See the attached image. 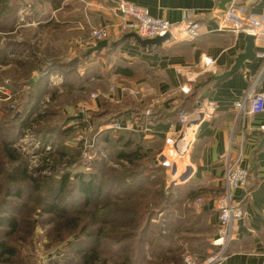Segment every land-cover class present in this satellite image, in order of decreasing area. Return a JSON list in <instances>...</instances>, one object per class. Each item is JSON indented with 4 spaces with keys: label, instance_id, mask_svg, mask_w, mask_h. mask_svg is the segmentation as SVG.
<instances>
[{
    "label": "crops",
    "instance_id": "obj_1",
    "mask_svg": "<svg viewBox=\"0 0 264 264\" xmlns=\"http://www.w3.org/2000/svg\"><path fill=\"white\" fill-rule=\"evenodd\" d=\"M79 1L85 4L84 12L80 10ZM125 1L146 8L154 17L170 21L174 36L162 45L145 47L135 38L121 41L126 33H116L119 17L113 11L115 0H21L17 3L18 11L13 14L0 12V68L12 61L8 70L14 74V83L10 89L15 90V95L31 96L33 90L42 89L49 80L52 82L54 76L59 78L55 72L64 68L88 67V63L92 65L99 58L102 69L110 71V77H106L111 90L107 98L115 102L124 99L137 103L147 100L149 103L137 117H134L136 112L133 109H124V132H136L149 152L156 150L158 144V149L164 146L162 154L168 147V139L183 128L178 120L179 112L183 108L193 111L203 99L211 100L215 112L199 125L194 135L188 154L190 177L185 182L198 193L195 198L202 200L197 214L206 224L207 233L216 239L219 223L217 200L225 189L226 155L230 148L233 155H237L242 142V165L249 171V182L246 187L236 188L233 197L235 203L241 204L245 215L235 221L233 240L217 264H264V143L261 145L264 130L260 128L264 125V112L239 115L234 104L254 81H257L256 89L264 92V58L257 56L258 52L264 51V43L254 41L256 57L246 60L244 69L217 83L214 76L229 71L247 44L245 33L216 30L217 19L212 9L219 6L221 0ZM5 6L7 1L0 0V9ZM241 6L247 14H259L264 0H241ZM22 7L25 12L21 11ZM68 8H73V13H66ZM188 9L199 13L200 34L193 39L188 38L180 26L183 11ZM104 24L111 25L113 37L108 40V46L93 51L89 61L81 62L85 53L62 48L64 53L61 56L66 55V58H59L53 64L44 60L39 63L40 54L34 49L37 37L47 41L46 45L42 43L45 57L51 42L69 41ZM115 41L117 43L113 45ZM18 56L19 60L13 59ZM204 56L214 61L216 72H202ZM35 57L36 62L33 61ZM119 67L128 74L118 73ZM39 71L45 73L41 79L34 74ZM21 77L25 78L24 82L20 81ZM115 79L118 80L116 86L113 84ZM186 84L191 87L189 92L182 90ZM196 84L198 87L194 93L192 89ZM93 105L97 108L98 100ZM191 131L189 126L184 133L191 136ZM212 245L216 246L214 242ZM211 250V246L206 249L207 254Z\"/></svg>",
    "mask_w": 264,
    "mask_h": 264
},
{
    "label": "rangeland",
    "instance_id": "obj_2",
    "mask_svg": "<svg viewBox=\"0 0 264 264\" xmlns=\"http://www.w3.org/2000/svg\"><path fill=\"white\" fill-rule=\"evenodd\" d=\"M6 1L7 6L0 9L2 14L18 11L17 3L21 0ZM79 2L80 10L84 12L85 4ZM21 9L22 12L26 11L24 7ZM66 13H73V8L66 9ZM94 27L89 34H78L69 41L51 42L53 47L47 53L44 52L48 54L45 57L42 55V43L46 45L47 41L41 36L37 37L34 49L40 54L39 63L43 60L52 63L60 60L59 58H66V55L61 56L64 53L62 48L86 53L89 48H79L77 42L80 38H87ZM13 59L19 60V56ZM95 60V64L88 63V67L79 66L75 70L64 68L55 72L59 78L54 76L52 82L49 80L48 85L42 89L33 90L31 96L22 93L15 95V90L8 87L14 83V74L8 70L12 61L0 68V86H5L11 93L10 98L0 101V216L17 219L16 230L0 224V240L7 241L15 249V255L8 257L6 261H0V264H71L78 258L76 244L80 236L77 230L71 234L73 229L62 225L56 227V215L46 209L57 198L62 205L67 206L71 214L77 210L89 212L81 208L82 197L74 188L82 175L94 174L104 181V184L101 183V201L96 209L99 208L101 217L89 226L93 231H97L99 227L105 228L103 239L106 243L102 249V257H112V252L124 241L112 244L110 248L108 243L117 237H124V232L130 231L124 225V203L127 200L124 201L122 194L124 174L132 166H129L127 160L117 156L124 149L125 135L124 115L119 113H123L128 107L136 109L134 117H137L140 110L147 107L148 101L137 103L122 99L121 102H115L107 98L106 95L111 90L106 77H110V71L102 69L101 59ZM33 61L36 62V57ZM81 62L85 60L82 59ZM34 74H38L41 79L45 73L39 71ZM24 80L21 77L20 81ZM117 81L114 80L115 86ZM95 100L99 103L97 108L93 105ZM35 101H38L36 108L30 113L31 104ZM28 113L30 117L27 119ZM130 132L136 135V132ZM167 143L168 147L163 154L164 146L158 149V144L156 150H150L151 155L137 161L131 171L135 169L139 177L151 181L154 189H162L164 193L162 200L153 199L150 202L149 219L152 217L153 224L165 228L166 239L162 242L173 246L174 251L170 256L176 257V262L172 260L170 264H184L186 254L197 258L198 263L202 264L216 255L219 248L212 245L215 239L207 233L206 224L200 221L197 214L202 200L188 199L185 195V192L192 189L190 184L181 180L189 165V157L174 154L176 151L172 152L173 146ZM7 147L12 149L15 158L8 155ZM17 159H21L27 174L24 178L14 180L11 174L18 163ZM175 166L178 167L176 175L172 172ZM64 175L68 177L67 186L59 190ZM36 182L41 184L40 189H35ZM17 191L22 196H16ZM116 211L118 214H114ZM177 220H180V226L175 230ZM107 238L110 240H106ZM156 244L154 241L150 245L154 251H157ZM210 246L212 250L207 254L206 249Z\"/></svg>",
    "mask_w": 264,
    "mask_h": 264
},
{
    "label": "trees",
    "instance_id": "obj_3",
    "mask_svg": "<svg viewBox=\"0 0 264 264\" xmlns=\"http://www.w3.org/2000/svg\"><path fill=\"white\" fill-rule=\"evenodd\" d=\"M108 55H111V53H108ZM90 57L91 54H83V59L85 61H89ZM75 63L78 64V62ZM117 72L128 74L127 70H124V68L121 67L117 68ZM98 76L100 75L98 74ZM197 87L198 85L196 84L193 87L192 92L195 93ZM37 102L38 101H35V103L31 104L30 113L36 108ZM134 111H136V109H134ZM122 112L123 113L120 112L119 114L124 115V111ZM30 113L27 114V119L30 117ZM124 133V149L121 150L117 156L127 160L130 163L129 166L135 167L137 161L142 160L145 156L149 157L151 154L143 144V141L139 140L134 133ZM6 151L12 159L15 158L12 149L7 147ZM17 160L18 163L11 174V178L14 180H17L18 177L24 178L27 174V170L22 166V162H20L21 159ZM132 167H130L127 174H124V192L122 194L124 195V201L127 200V202L124 203V225L129 228L130 231L127 230L124 232V237L112 239L111 243L107 241V243L109 242L108 248H110L112 244H119L124 241V243H121L115 251L112 252V257H102L101 254L106 243L103 239V231L105 228L99 227L97 231L89 229V226H91L94 221L100 220L101 217L99 208L98 210L96 209L99 207L101 201V183L104 184V181L102 182L97 178V175H82L77 183H75L74 187L75 191H77L82 197L81 208H85L89 212L83 213L82 211L77 210L71 214L67 206L62 205L57 198L47 205L46 211L56 215V227L62 225L70 230L73 229L74 231H72L71 234L76 233L77 230V233L80 236V239H78L79 241H76V253L78 254V258L75 261H72L71 264H170L172 260L176 262V257L173 255L172 257L170 256L174 251L173 246L166 245V243L162 242L163 239H166L164 236L165 228L159 224H153L151 222L152 217L149 219L151 213L149 211L151 205L150 202H152L153 199L158 201L162 200L164 193L162 189H154L151 186V181H145L143 178L139 177V173L134 171L135 169H132L133 171H131ZM67 180L68 177L64 175L61 179L59 190H62L67 186ZM35 184V189H40L41 184L39 182H36ZM20 191H17L15 195L22 196ZM117 195L115 197H117ZM185 195L186 198L193 199L198 193H196L195 190L190 189L185 192ZM114 214H118V211L114 212ZM164 218L165 217H163V220H165ZM179 222L180 220L176 221L174 225L175 230L179 229ZM0 224H6L13 230H16L17 219L11 216H0ZM106 240L110 239L107 238ZM154 241L157 242V251L152 250L150 247ZM14 255L15 249L11 247L7 241L0 240V261H6L8 260V257H13ZM152 257L157 260H153Z\"/></svg>",
    "mask_w": 264,
    "mask_h": 264
},
{
    "label": "built area",
    "instance_id": "obj_4",
    "mask_svg": "<svg viewBox=\"0 0 264 264\" xmlns=\"http://www.w3.org/2000/svg\"><path fill=\"white\" fill-rule=\"evenodd\" d=\"M116 6L113 11L118 15L119 20L116 27V33L123 35L125 33L135 32L142 38H154L170 33L172 38L173 25L166 19H161L152 16L149 11L141 6L134 5L125 0H115ZM212 14L217 19L216 30L222 32L245 33L254 36V41L264 43V7L259 14H247L241 6V0H232L225 10L216 6L212 9ZM199 13L196 10L188 9L183 11V16L180 22L181 30L188 38L193 39L200 34L201 25L197 21ZM111 25L104 24L94 28L87 38H80L77 42L79 47L90 48L98 41L109 40L111 37ZM257 56L264 58V51L257 53ZM202 72H216L214 61L204 56L202 60ZM256 82L254 81L250 88L243 94L241 98L235 101L239 115L259 114L264 112V92L256 89ZM182 90L189 92L191 87L187 84L182 86ZM10 91L5 86H0V101L3 98H10ZM215 112V105L209 99H203L198 103L193 111L183 108L179 112V123L183 127L178 132L177 137L171 136L168 142L173 146V151H177V144L179 139L184 134L187 127L191 126L192 141L189 143L187 151L184 153L188 156L194 135L199 125L206 119L213 116ZM1 116V110H0ZM264 130V125L260 127ZM179 136V137H178ZM226 171H225V189L222 195L217 200V210L219 213L218 236L214 240V244L219 248V252L210 257L202 264H217L227 251V248L233 240V226L235 221L242 219L245 211L240 203H235L233 191L239 187H246L249 182V171L243 167L242 142L239 147L237 155H233L232 149L228 150L226 155ZM189 165L181 176L186 175L182 181H187L190 174ZM173 174L176 175L178 167H173ZM184 264H200L197 258L190 254L184 257Z\"/></svg>",
    "mask_w": 264,
    "mask_h": 264
},
{
    "label": "water",
    "instance_id": "obj_5",
    "mask_svg": "<svg viewBox=\"0 0 264 264\" xmlns=\"http://www.w3.org/2000/svg\"><path fill=\"white\" fill-rule=\"evenodd\" d=\"M232 0H221L219 7L223 10L226 9L227 4L231 2ZM171 35L170 33H166L163 36H157L154 38H142L135 32L126 33L122 36L121 41H124L125 39L129 38H135L136 41L142 45V46H152V45H162L165 41H168L170 39ZM246 48L245 51L240 53L236 59V62L234 66L227 72L223 73L222 75L214 76V78L217 80V83H220L222 80L227 78L229 75L235 73L236 71L240 69L245 68V61L246 60H253L256 57V52L254 50V36L251 34H246ZM117 42H113L112 44H116ZM109 45V41L107 39L98 41L96 45L90 47L85 55L91 54L93 51H99L103 49L104 47ZM264 143V138L261 141V145ZM187 175V174H186ZM186 175L182 177V180L185 179Z\"/></svg>",
    "mask_w": 264,
    "mask_h": 264
},
{
    "label": "bare ground",
    "instance_id": "obj_6",
    "mask_svg": "<svg viewBox=\"0 0 264 264\" xmlns=\"http://www.w3.org/2000/svg\"><path fill=\"white\" fill-rule=\"evenodd\" d=\"M192 141L191 136H187L186 133L182 135L177 144V150L179 154H184L187 151L189 143Z\"/></svg>",
    "mask_w": 264,
    "mask_h": 264
}]
</instances>
